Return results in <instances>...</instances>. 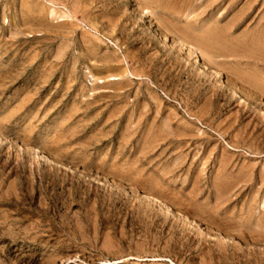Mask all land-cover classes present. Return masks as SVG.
<instances>
[{
  "label": "rangeland",
  "instance_id": "rangeland-1",
  "mask_svg": "<svg viewBox=\"0 0 264 264\" xmlns=\"http://www.w3.org/2000/svg\"><path fill=\"white\" fill-rule=\"evenodd\" d=\"M0 264H264V0H0Z\"/></svg>",
  "mask_w": 264,
  "mask_h": 264
},
{
  "label": "bare ground",
  "instance_id": "bare-ground-1",
  "mask_svg": "<svg viewBox=\"0 0 264 264\" xmlns=\"http://www.w3.org/2000/svg\"><path fill=\"white\" fill-rule=\"evenodd\" d=\"M146 13V12H145ZM144 15V14H143ZM181 51H185V54H187L188 55V57H187V59L189 60V61H193V60H201V56H200V54L198 53V51H196L195 49H193V47H188L186 44H184V45H180V48H179ZM201 62V61H200ZM194 63V62H193ZM197 63V62H196ZM207 68V67H206ZM215 73V78L216 79H220L221 78V76H220V74L219 73H217V72H214ZM233 90H234V88L233 87H231ZM236 92H238L237 90H236ZM169 208V207H168ZM187 220V219H186ZM191 220V219H190ZM189 222V221H188Z\"/></svg>",
  "mask_w": 264,
  "mask_h": 264
}]
</instances>
